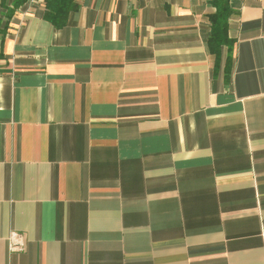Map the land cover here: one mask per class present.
<instances>
[{
  "label": "crops",
  "instance_id": "crops-1",
  "mask_svg": "<svg viewBox=\"0 0 264 264\" xmlns=\"http://www.w3.org/2000/svg\"><path fill=\"white\" fill-rule=\"evenodd\" d=\"M75 1L0 0V264H264V0Z\"/></svg>",
  "mask_w": 264,
  "mask_h": 264
},
{
  "label": "trees",
  "instance_id": "trees-1",
  "mask_svg": "<svg viewBox=\"0 0 264 264\" xmlns=\"http://www.w3.org/2000/svg\"><path fill=\"white\" fill-rule=\"evenodd\" d=\"M27 0H14L13 8L18 7ZM214 11L208 14L210 35L208 45L210 50L218 51L221 45L231 44L228 37V19L231 14L230 0H209ZM44 18L54 27H63L70 12L77 9L75 0H44Z\"/></svg>",
  "mask_w": 264,
  "mask_h": 264
},
{
  "label": "built area",
  "instance_id": "built-area-1",
  "mask_svg": "<svg viewBox=\"0 0 264 264\" xmlns=\"http://www.w3.org/2000/svg\"><path fill=\"white\" fill-rule=\"evenodd\" d=\"M24 242L22 234L18 232H12L9 236L8 247L11 251L23 250Z\"/></svg>",
  "mask_w": 264,
  "mask_h": 264
}]
</instances>
